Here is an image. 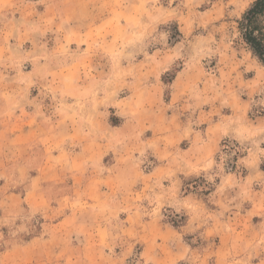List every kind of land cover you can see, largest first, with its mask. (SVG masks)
<instances>
[{"label":"rangeland","instance_id":"374dc122","mask_svg":"<svg viewBox=\"0 0 264 264\" xmlns=\"http://www.w3.org/2000/svg\"><path fill=\"white\" fill-rule=\"evenodd\" d=\"M254 1L93 0L95 13L85 16V24L99 20L102 26L94 30L95 34L86 31L84 36L96 39L94 43L89 40V47L81 43V35L79 42L69 40L59 47L64 55L86 56L82 54L86 47L92 54L85 67L98 72L100 104L93 112L85 109L84 113L107 120L110 125L120 124L127 116H140L133 108L132 112L124 110L142 101L151 107L143 111L147 126L155 129L156 122H163L167 127V114L176 105L171 101L172 75L189 69L197 82L179 101L185 102L186 108L193 98L201 96L202 100L197 109L186 111L183 119L193 129L202 130L213 120L233 115L230 122L237 129L232 132L237 139H225L226 145L222 143L213 159L205 161L206 169L197 168L191 173L183 164L178 168L184 178L181 194L192 191L205 201L201 208L179 210L171 199L155 204L157 185L139 192L144 186L136 177L133 188L123 183V188L114 190L112 196L87 198L86 202L82 193L84 174L75 176L67 167L48 168L47 159L34 157V148L43 143L41 139L25 136L24 147L13 156L10 140L0 138V264H264V67L248 51L237 30V21ZM35 5L34 12L40 15L43 6ZM30 8L28 0H0L4 12L0 29L8 18L16 24L28 21ZM12 10L17 11L15 17ZM16 31L9 39L15 43L18 37L21 43L7 42L0 47V65L11 69L13 64L20 74L30 69L31 55L45 56L44 45L49 44L46 50L50 49L56 34H62V30L56 34L43 32L44 45L36 47L22 42L31 37L27 31ZM69 37H76L74 30ZM35 89L31 94L38 107H46L51 96ZM18 99L23 107L35 106L25 104L28 101L23 92ZM205 110L209 114L201 112ZM9 112L2 111L5 121L10 120ZM147 133L149 136L150 129ZM186 145L179 143L174 151ZM113 158L111 154L103 163L111 164ZM149 158L150 152L132 161L147 172L153 165ZM178 165L176 162L175 168ZM38 167L41 172L36 173ZM49 179L53 181L44 182ZM37 190L38 199L29 197ZM99 200L103 201L100 205ZM93 201L98 205H90ZM132 212H141L151 221L142 243L124 229V218ZM62 217L69 220L57 224ZM190 217L193 221L189 224ZM99 224L106 228L104 238L94 234L86 242L87 237L81 234L83 226L91 231ZM160 227L166 234L163 241ZM177 239L190 250L179 261L167 254L175 249ZM143 244L147 245L145 254L141 253ZM123 253L130 255L125 263L119 260ZM114 259L117 262H112Z\"/></svg>","mask_w":264,"mask_h":264},{"label":"crops","instance_id":"0c3cea01","mask_svg":"<svg viewBox=\"0 0 264 264\" xmlns=\"http://www.w3.org/2000/svg\"><path fill=\"white\" fill-rule=\"evenodd\" d=\"M28 2L31 4L29 9L31 11H27L30 13L28 21L23 19L22 23L16 24L14 20L8 18L7 22L2 23L0 47L7 45V42L9 45L21 43V39L19 40L18 37L15 43L9 39V37L14 38L13 33L17 32V29L25 30L31 35V37L24 39L23 43L27 41L36 47L44 45L43 35H41L43 32V34H56L57 30H62V34L61 37L56 34L50 49L47 48L46 50L49 44L44 45L45 56L38 53L31 55L32 65L26 72L20 74L21 72L13 64L11 69L2 68L0 65V138L10 140L12 146L9 151L12 152V155L15 156V151L22 150L23 142L26 141L25 136L31 140L32 136L41 139L43 143L34 148L37 150L34 157L41 156L47 159L48 168L52 166L67 167V170L75 176L84 174L82 193L86 200L87 198L94 200L95 198L102 199L112 196L114 190L123 188L120 185L123 183H126L127 188L131 189L133 188L131 185L133 179L136 177L144 186L139 188V192L148 189L151 185L158 186L155 204L171 199L175 201V207L179 210H184L187 207L197 209L204 206L205 201L200 196L193 194L192 191L181 194L184 178L180 176L181 171L178 168L183 164L187 169L190 168L189 172L191 173L197 168L206 169L205 161L210 158L213 159L215 154L221 150L220 146L223 140L236 138L235 133L232 134V132H237V129L230 122L233 115L225 120H213L211 123L205 124L202 130L193 129L190 122L185 121L183 117H185L186 111L197 109L201 105L202 99L200 95V97L193 98V101L188 102L186 108L183 106L185 102L179 101L185 98L189 89H192L197 82L190 75L189 69H182L177 71L172 82L171 101L174 100L173 103L176 105L167 114L169 123L167 127L164 126L163 122H156L153 125L155 129L147 126L143 111L151 107L142 101L124 110V113L132 112L131 108H133L140 114L139 117L127 116L116 126L110 125L107 120L89 117V114L84 113V110L93 112L94 109L99 108L98 105L100 104L98 72L88 70L85 67V61L92 59V54L88 52L90 49L86 47L82 51V54L86 53V56L81 54L64 55L65 53L61 52L59 47L66 46L69 40L71 43L79 42L81 35V43L87 44L88 47L89 40L92 41L91 44L94 43L96 39L84 36L87 35L86 31L95 34L94 30H99L102 26L99 20L97 22L91 21L88 25L85 24V18L87 20L85 16L95 13V8H91L93 0H28ZM35 4L43 6L40 15L34 12ZM6 12L10 13L9 11ZM11 12L12 16L15 17L17 11L12 10ZM3 13L0 9V15ZM71 15H74L75 18ZM73 30L76 37H69L70 39H68V34ZM91 51L93 50L91 49ZM168 67L169 65L162 72ZM182 84H184L183 87H181ZM152 87L155 91L158 90V87L151 86L150 88ZM35 88L38 89L39 94L51 96L49 102L45 103L47 104L46 107L43 104H39L38 107L36 99L31 94L33 90H36ZM150 88L146 89L152 90ZM20 92L25 94V99L28 101L25 103L26 105L35 104L33 108H26L23 107V103L20 104L18 99ZM138 94L141 96L142 93L139 92ZM44 108L47 111L43 112ZM3 110L10 111V120L5 121L2 114ZM201 112L209 114L208 110ZM200 117L201 115H198L197 118ZM149 129L151 133L147 136ZM170 135L173 137L171 142L168 140L171 138ZM183 142H187L186 148L174 151V147ZM149 152V159L153 160L150 170L144 171L141 165L135 167L132 159L139 160L142 155L149 154ZM111 154L114 157L112 163L105 165L103 161ZM176 162H179L177 168H175ZM46 165L45 163L44 166ZM37 170L36 173L41 172V167H38ZM42 170L45 171V169ZM75 178L78 179V177ZM52 181L51 179L44 180V182ZM73 187H76L75 182ZM32 195L38 199V190L29 193V197ZM101 202L103 201L99 200V205ZM29 204L34 206L30 199ZM90 205L96 206L98 204L93 201ZM32 210L35 212L34 209ZM68 220V218L62 217L57 224H62ZM124 221L126 222L124 229L127 230V234H131L137 242L142 243L144 232L151 221L144 219L141 212H132L124 218ZM159 221L161 222V220ZM192 221L190 217L189 224ZM83 229L81 234L87 237L86 242L94 238V234L97 236L99 234V238L103 239L106 231L105 226L102 229L101 224L96 226L95 230L90 231L84 226ZM206 229L208 226L204 230L205 233ZM159 235L163 241L166 234H164L162 227H160ZM156 243H158V235H156ZM146 249L147 245L143 244L141 253L145 254ZM188 250V247L183 246L181 240L177 239L175 249L173 248L167 254L179 261L183 260ZM156 254H160L161 259L164 260L163 255L158 250H156ZM122 255L123 257L119 256V260L123 263L127 262L130 255H126V253ZM174 260L176 261V259ZM112 262H117V259L112 260Z\"/></svg>","mask_w":264,"mask_h":264},{"label":"trees","instance_id":"16d2710c","mask_svg":"<svg viewBox=\"0 0 264 264\" xmlns=\"http://www.w3.org/2000/svg\"><path fill=\"white\" fill-rule=\"evenodd\" d=\"M237 30L248 51L264 67V0H255L247 8L237 21ZM175 74L172 75L171 81ZM112 125L118 124L113 122ZM227 141L224 140L223 145H226ZM170 223L178 227L174 221Z\"/></svg>","mask_w":264,"mask_h":264}]
</instances>
